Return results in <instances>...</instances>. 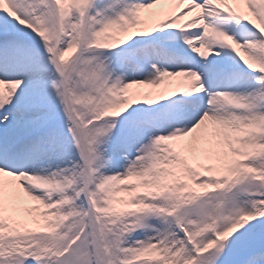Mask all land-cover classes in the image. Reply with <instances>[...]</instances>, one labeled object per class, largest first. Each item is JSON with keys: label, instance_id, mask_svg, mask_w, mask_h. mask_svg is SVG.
Masks as SVG:
<instances>
[{"label": "snow or ice", "instance_id": "6c2138e0", "mask_svg": "<svg viewBox=\"0 0 264 264\" xmlns=\"http://www.w3.org/2000/svg\"><path fill=\"white\" fill-rule=\"evenodd\" d=\"M0 264H264V0H0Z\"/></svg>", "mask_w": 264, "mask_h": 264}]
</instances>
